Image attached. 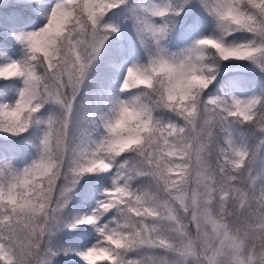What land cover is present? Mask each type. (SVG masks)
<instances>
[{
    "label": "snow or ice",
    "instance_id": "obj_1",
    "mask_svg": "<svg viewBox=\"0 0 264 264\" xmlns=\"http://www.w3.org/2000/svg\"><path fill=\"white\" fill-rule=\"evenodd\" d=\"M0 264H264V0H0Z\"/></svg>",
    "mask_w": 264,
    "mask_h": 264
}]
</instances>
